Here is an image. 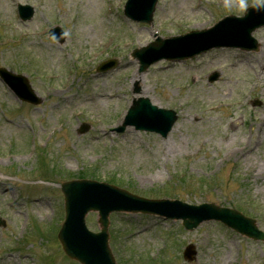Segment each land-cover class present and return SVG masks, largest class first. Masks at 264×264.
I'll return each mask as SVG.
<instances>
[{
  "label": "rangeland",
  "instance_id": "1",
  "mask_svg": "<svg viewBox=\"0 0 264 264\" xmlns=\"http://www.w3.org/2000/svg\"><path fill=\"white\" fill-rule=\"evenodd\" d=\"M125 1L0 0V68L24 75L40 101L21 103L0 81V264H78L57 241L58 184L81 171L145 199L233 208L264 231V27L253 34L256 52L216 49L142 73L131 56L264 0H158L150 25L127 20ZM26 4L34 14L23 22L16 7ZM55 26L61 42L47 34ZM112 59L113 69L96 71ZM123 65L131 69L118 73ZM212 73L218 79L210 83ZM89 88L114 99L96 98L94 106ZM138 98L177 113L166 138L113 132ZM97 219L85 218L92 232ZM108 233L116 264L264 263V242L213 221L186 231L180 221L113 213ZM188 244L191 262L182 258Z\"/></svg>",
  "mask_w": 264,
  "mask_h": 264
},
{
  "label": "water",
  "instance_id": "2",
  "mask_svg": "<svg viewBox=\"0 0 264 264\" xmlns=\"http://www.w3.org/2000/svg\"><path fill=\"white\" fill-rule=\"evenodd\" d=\"M154 4L155 0H129L126 5V13L132 19L149 22ZM142 8L145 9V15L143 18H138V11ZM30 15L31 12L27 13L26 16L29 17ZM261 26H264V6L250 8L243 18H229L206 33L187 35L171 42L165 51L157 53L158 50H164L161 43L152 45L151 49L147 51V53L155 54L152 57L144 58L142 54L146 50H142L137 54L141 63L139 71H145L150 64L162 58L191 57L211 48L237 46L244 50H256L257 43L252 40L251 33ZM56 32L57 30H54L52 33ZM176 44L177 46H175ZM192 45H195L194 48L188 50ZM0 76L11 87L20 79V77L9 75L4 70H0ZM213 79L211 78V80ZM18 96L26 101L38 102L31 94L29 96L18 94ZM174 121L173 114L157 110L155 107L149 106L147 101L139 100L134 103L124 125L117 131L121 132L125 126L133 125L136 130L156 132L165 137ZM62 192L64 194L66 219L58 238L65 254L81 264H114L106 244L107 217L113 211L142 212L165 218L181 219L187 230L196 228L203 221L219 220L243 235L254 240L264 241V233L254 227L253 221L243 218L234 210L219 209L212 204L196 207L177 201H147L116 188L87 181L64 184ZM88 211L98 212V221L102 226L100 234L94 235L85 231L83 219ZM83 235L100 238L102 245L101 251H99L100 259L95 257L98 254L94 256L91 254V244ZM194 256V247L188 246L183 253L184 259L191 262Z\"/></svg>",
  "mask_w": 264,
  "mask_h": 264
},
{
  "label": "bare ground",
  "instance_id": "3",
  "mask_svg": "<svg viewBox=\"0 0 264 264\" xmlns=\"http://www.w3.org/2000/svg\"><path fill=\"white\" fill-rule=\"evenodd\" d=\"M103 28L109 27V24H105L103 23L102 25H100ZM131 69V65H123L118 69V73H125L127 71H129ZM133 79H137L136 76H133ZM89 95H90V99L93 103V105L95 106L96 104V98H104V99H108V100H112L114 99V95L112 94H104V93H98V92H94L93 88H89Z\"/></svg>",
  "mask_w": 264,
  "mask_h": 264
}]
</instances>
